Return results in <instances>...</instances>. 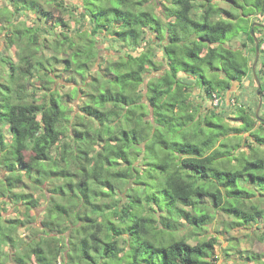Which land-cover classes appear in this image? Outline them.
Instances as JSON below:
<instances>
[{"label": "trees", "instance_id": "16d2710c", "mask_svg": "<svg viewBox=\"0 0 264 264\" xmlns=\"http://www.w3.org/2000/svg\"><path fill=\"white\" fill-rule=\"evenodd\" d=\"M0 2V264H215L217 215L264 219V123L240 105L229 125L220 105L255 84L264 0Z\"/></svg>", "mask_w": 264, "mask_h": 264}, {"label": "rangeland", "instance_id": "374dc122", "mask_svg": "<svg viewBox=\"0 0 264 264\" xmlns=\"http://www.w3.org/2000/svg\"><path fill=\"white\" fill-rule=\"evenodd\" d=\"M75 1L76 0H70ZM1 3V2H0ZM155 10L159 12V8L155 6ZM22 19V18H21ZM250 23H258L261 25H264V16H254L251 18ZM28 25H31L29 21H27ZM74 27V25H73ZM255 36L258 38V36H264V32H258L255 33ZM245 42L247 44V49L252 47V44L245 39V36L243 34L237 35V37L234 38L233 42H231L232 47H241V43ZM100 47V55L106 58H113L116 59L118 52L122 51L117 44L110 45L109 43H103L99 45ZM14 51H10L9 54L13 60L16 59V56L13 54ZM158 58H161L162 54L160 51H157ZM109 56V57H108ZM260 54L258 57V62L256 65V71L258 66L260 67ZM251 61L253 62V58L251 57ZM264 77V76H263ZM256 83L253 84L250 77H247L244 79L242 85L234 84L231 91L227 92L226 96L224 97V100L222 104H220L224 109V112H226V115L228 117L227 122L229 125L238 127L240 125L239 121L235 120V114L234 111L236 107L240 105H244L246 108H250V110L255 111L256 104L259 102V97L256 94ZM68 90L67 87H64L63 85L59 87V92L61 94H65V92ZM260 96L262 98V106L258 112V116L261 115L264 116V99L263 95L260 93ZM66 101L68 102L67 105L69 107H73L74 113L78 112V100H69L67 97H64ZM204 107H215L216 105L213 102H205L203 103ZM37 196L40 195V192L36 193ZM49 196V194H47ZM46 201H44L42 198L39 200V204L35 211L31 213L32 215L37 216V220L34 222V227L40 226L42 214L44 211V208L46 207ZM264 207V206H263ZM9 212L6 214V217L16 218L17 217V211L13 209V207H8ZM231 219V217H228L227 215H217L216 219L212 224H210L207 229V233L205 236L207 238L210 237H217V245L214 247V258L217 259L215 264H264V241H261L259 239L261 231L264 230V219H262L258 226L260 230L257 229V227H249V228H234V229H227L225 228L226 222H228ZM20 235L24 236L25 238L27 235H32V229H20L19 230ZM190 243L193 245L195 241H190ZM226 251V252H225ZM249 251V252H246ZM225 253H228L229 256H226ZM249 255H260L261 258L259 259V262L251 261L247 262L245 260V257ZM35 264V263H34Z\"/></svg>", "mask_w": 264, "mask_h": 264}, {"label": "water", "instance_id": "95a60500", "mask_svg": "<svg viewBox=\"0 0 264 264\" xmlns=\"http://www.w3.org/2000/svg\"><path fill=\"white\" fill-rule=\"evenodd\" d=\"M255 27H262L264 29V25H261V24H258V23H253L252 26H251V31H250V35L251 37L254 39V43H255V59L253 61V64H252V74H253V78H254V81L256 83V86H257V89H256V95L259 97V102H258V105L254 111L255 113V117L261 121V122H264L263 119L259 118L258 116V112L262 106V98L260 96V90H261V84H260V81L256 75V65H257V62H258V57H259V42H258V39L257 37L255 36L254 34V28Z\"/></svg>", "mask_w": 264, "mask_h": 264}, {"label": "built area", "instance_id": "2783aa9c", "mask_svg": "<svg viewBox=\"0 0 264 264\" xmlns=\"http://www.w3.org/2000/svg\"><path fill=\"white\" fill-rule=\"evenodd\" d=\"M220 103H221V102H219L218 99H215V100H214V104H215V105H218V104H220Z\"/></svg>", "mask_w": 264, "mask_h": 264}, {"label": "flooded vegetation", "instance_id": "af4514ba", "mask_svg": "<svg viewBox=\"0 0 264 264\" xmlns=\"http://www.w3.org/2000/svg\"><path fill=\"white\" fill-rule=\"evenodd\" d=\"M259 118L264 120V117H259ZM257 121H258V123H264V122L259 121L258 119H257Z\"/></svg>", "mask_w": 264, "mask_h": 264}]
</instances>
